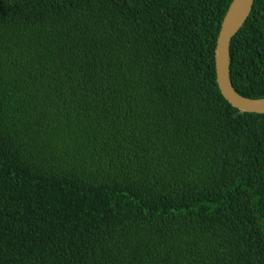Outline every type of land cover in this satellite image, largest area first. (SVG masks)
<instances>
[{
	"label": "trees",
	"instance_id": "1",
	"mask_svg": "<svg viewBox=\"0 0 264 264\" xmlns=\"http://www.w3.org/2000/svg\"><path fill=\"white\" fill-rule=\"evenodd\" d=\"M234 0H0V264H264V114L222 95ZM264 98V0L231 44Z\"/></svg>",
	"mask_w": 264,
	"mask_h": 264
},
{
	"label": "water",
	"instance_id": "2",
	"mask_svg": "<svg viewBox=\"0 0 264 264\" xmlns=\"http://www.w3.org/2000/svg\"><path fill=\"white\" fill-rule=\"evenodd\" d=\"M256 0H234L225 16L216 48L217 81L222 95L242 112L264 114V98L241 95L234 87L231 74V44L249 19Z\"/></svg>",
	"mask_w": 264,
	"mask_h": 264
}]
</instances>
